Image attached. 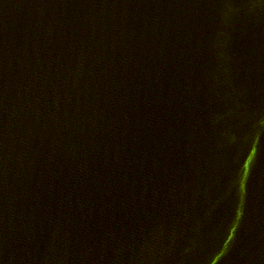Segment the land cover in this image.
Returning <instances> with one entry per match:
<instances>
[{"label": "water", "instance_id": "obj_1", "mask_svg": "<svg viewBox=\"0 0 264 264\" xmlns=\"http://www.w3.org/2000/svg\"><path fill=\"white\" fill-rule=\"evenodd\" d=\"M0 264H264V0H0Z\"/></svg>", "mask_w": 264, "mask_h": 264}]
</instances>
